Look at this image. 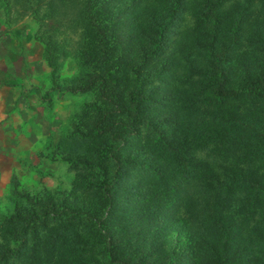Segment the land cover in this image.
Segmentation results:
<instances>
[{
	"label": "trees",
	"instance_id": "trees-1",
	"mask_svg": "<svg viewBox=\"0 0 264 264\" xmlns=\"http://www.w3.org/2000/svg\"><path fill=\"white\" fill-rule=\"evenodd\" d=\"M76 36L59 197L13 179L0 264H264V0H12ZM55 150V151H56ZM180 226L186 248H168Z\"/></svg>",
	"mask_w": 264,
	"mask_h": 264
},
{
	"label": "rangeland",
	"instance_id": "rangeland-1",
	"mask_svg": "<svg viewBox=\"0 0 264 264\" xmlns=\"http://www.w3.org/2000/svg\"><path fill=\"white\" fill-rule=\"evenodd\" d=\"M36 30L34 20L19 15L12 0H0V218L11 210L13 179L19 191L53 199L68 192L74 180L55 147L72 114L86 102L65 91L71 84L66 79L76 70L71 52L77 39L64 31L53 35L63 62L64 86L56 89L46 78L50 70ZM185 236L180 226L169 228L168 248L181 252Z\"/></svg>",
	"mask_w": 264,
	"mask_h": 264
}]
</instances>
